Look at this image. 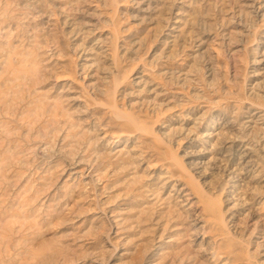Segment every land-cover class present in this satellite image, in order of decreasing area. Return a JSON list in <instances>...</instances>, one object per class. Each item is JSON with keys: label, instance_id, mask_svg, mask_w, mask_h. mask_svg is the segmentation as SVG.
I'll use <instances>...</instances> for the list:
<instances>
[{"label": "rangeland", "instance_id": "374dc122", "mask_svg": "<svg viewBox=\"0 0 264 264\" xmlns=\"http://www.w3.org/2000/svg\"><path fill=\"white\" fill-rule=\"evenodd\" d=\"M0 264H264V0H0Z\"/></svg>", "mask_w": 264, "mask_h": 264}, {"label": "bare ground", "instance_id": "6f19581e", "mask_svg": "<svg viewBox=\"0 0 264 264\" xmlns=\"http://www.w3.org/2000/svg\"><path fill=\"white\" fill-rule=\"evenodd\" d=\"M62 69L65 72L62 79H68L71 71H68L66 66H63ZM107 111H109V109ZM116 121V124L121 126V128H119V132L121 133H130L133 131H137L139 133V136H147L149 133L153 132L152 126L150 124L151 121L144 116L125 113L122 115H118ZM204 208L211 221L215 222V224H218L221 220V214L218 204L216 202H210L205 199Z\"/></svg>", "mask_w": 264, "mask_h": 264}]
</instances>
